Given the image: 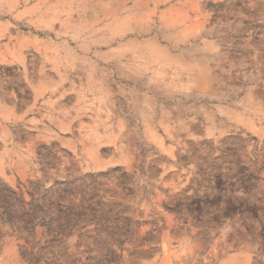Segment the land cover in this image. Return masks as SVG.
Masks as SVG:
<instances>
[{"label":"rangeland","instance_id":"obj_1","mask_svg":"<svg viewBox=\"0 0 264 264\" xmlns=\"http://www.w3.org/2000/svg\"><path fill=\"white\" fill-rule=\"evenodd\" d=\"M16 255L264 264V0H0Z\"/></svg>","mask_w":264,"mask_h":264},{"label":"crops","instance_id":"obj_2","mask_svg":"<svg viewBox=\"0 0 264 264\" xmlns=\"http://www.w3.org/2000/svg\"><path fill=\"white\" fill-rule=\"evenodd\" d=\"M10 113H11V112H10ZM12 238H13V237H12ZM14 239H15V238H14ZM14 250H15V248H14ZM16 259H18V262H19V263L23 264V261L19 258V256L16 255ZM19 260H20V261H19Z\"/></svg>","mask_w":264,"mask_h":264},{"label":"trees","instance_id":"obj_3","mask_svg":"<svg viewBox=\"0 0 264 264\" xmlns=\"http://www.w3.org/2000/svg\"><path fill=\"white\" fill-rule=\"evenodd\" d=\"M13 194L16 195L15 196V199H16L17 198V194L15 192H13ZM16 200L19 202V205H20V200H18V199H16ZM20 207H22V205ZM5 212H7V210H5Z\"/></svg>","mask_w":264,"mask_h":264}]
</instances>
